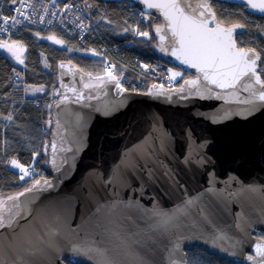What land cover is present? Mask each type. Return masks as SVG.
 <instances>
[{"label":"water","instance_id":"obj_1","mask_svg":"<svg viewBox=\"0 0 264 264\" xmlns=\"http://www.w3.org/2000/svg\"><path fill=\"white\" fill-rule=\"evenodd\" d=\"M126 1L161 19L155 35L167 58L194 77L134 91L118 87L114 73L94 77L71 61L58 62L50 177L38 179L56 186L19 197L21 216L12 228L0 229V264H78L77 245L99 248L116 264H188L194 247L253 264L247 257L264 244L257 235L264 231V102L245 104L254 98L239 85L204 81L171 55L177 45L163 13L141 0ZM198 76L199 85L176 91ZM158 213L171 222L161 225Z\"/></svg>","mask_w":264,"mask_h":264},{"label":"trees","instance_id":"obj_2","mask_svg":"<svg viewBox=\"0 0 264 264\" xmlns=\"http://www.w3.org/2000/svg\"><path fill=\"white\" fill-rule=\"evenodd\" d=\"M81 4L84 16L97 27V37H87L82 44L78 37H70L57 29L30 26L22 28L7 41L19 38L25 42L24 66L18 67L10 57L0 52V200L32 186L41 177H50V117L52 104L60 91L58 62L71 61L94 77L108 73L105 62H111L115 75L123 80L124 88L134 91H145L157 83L172 87L194 77L182 71L183 78L170 82L163 69H154L164 64L176 67L166 52L160 50L162 44L155 35L157 26L162 25L159 17L150 15L144 22L135 12V7L126 0H82ZM212 8L217 22L225 26L237 23L245 26L243 36L236 37L238 45L255 48L264 61V17L250 14L242 4L219 0L212 4ZM48 31L59 33L69 41V45L59 47L43 39L41 35ZM138 31L149 32L150 38L137 35ZM241 39L244 43H240ZM260 67L264 68V63L260 62ZM261 76L264 79V72ZM26 83L43 85L46 91L42 95L27 96ZM9 114L13 117L11 121L6 119ZM13 159L25 165L38 161L34 163L35 173L31 178L20 180L19 170L10 163ZM257 235L264 238V231ZM187 261L188 264H197L198 261L204 264H237L198 247L187 251Z\"/></svg>","mask_w":264,"mask_h":264},{"label":"snow or ice","instance_id":"obj_3","mask_svg":"<svg viewBox=\"0 0 264 264\" xmlns=\"http://www.w3.org/2000/svg\"><path fill=\"white\" fill-rule=\"evenodd\" d=\"M17 2L18 0H11L13 6L17 5ZM141 2L145 3L148 9H159L163 13L166 27L171 31V40L177 45L171 48V55L176 57L181 64L195 68L198 73L203 74L204 81L219 88L234 89L239 85L243 91L248 92L254 98L253 100L246 99L242 101L245 104H255V101L264 102V79H261V72H264V68L258 65V62L264 63L261 54L255 48L245 49L237 46L236 37L244 34L245 26L243 24L222 26V23L217 22L216 12L212 8V4L216 3L217 0H199L196 3H189V0H162V2L141 0ZM52 5L56 7V0H52ZM242 6L248 8L250 14L252 10H257L264 17V0H261L260 3H255L253 0H244ZM32 7L31 3H24L23 0H20L19 6L14 8L17 15L11 18L0 16V25H3V27H0V32H5L9 28H16L24 22L35 24L37 21L31 20L28 13L24 11L25 8L31 9ZM70 9L71 5L66 4L64 10ZM45 12H47V7H45ZM35 14V12L32 13V15ZM51 15L56 16L57 12L52 11ZM39 22H44L43 16L39 17ZM48 23L51 24L52 21L49 20ZM80 26L82 28L86 27L82 22ZM125 31H129V29H125ZM155 31L159 34L162 29L157 26ZM136 34L150 38L149 32L146 31H138ZM47 39L53 40L56 44H64L63 40L56 39L54 36H49ZM160 40L163 42L165 36L160 35ZM240 43H244V41L241 39ZM0 50L6 51L18 63L24 64V60L20 55L24 48L18 42H0ZM160 50L162 52L168 51L163 45ZM144 67L147 68L148 66L144 65ZM169 72H171L168 77L170 82L177 77L183 78L181 72H173L171 69H169ZM109 75L111 76V73ZM111 78L116 80L119 87V80L115 76ZM245 81L248 82L245 83ZM199 83L200 77L198 76L197 79L185 81L184 85L176 91L183 92L185 86L194 88ZM257 86L259 87L257 88ZM155 87L154 85L153 88ZM32 91L40 92L43 91V88H35ZM196 93L202 95L198 88H196ZM148 94H152V89L149 90ZM157 94H164L162 86ZM6 119L11 121L13 117L9 114ZM53 150L55 151V145H53ZM36 156H39V153H36ZM36 162L38 161L34 160V163ZM10 163L12 167L19 169L21 181H26V178H31L35 173L34 167L25 168L16 159H13ZM52 163L55 165V160ZM55 186L52 181L35 180L32 186L26 188L24 192L0 200V229L12 228L17 222V217L21 216L19 197L24 196L25 193L46 191ZM9 201L13 202L12 208L7 207ZM158 215L161 216V225H167L172 220L166 214L158 213ZM217 239L223 240L224 237L219 236ZM212 247L217 248L218 251L224 254L228 253L227 249H219L215 244ZM72 252L79 258L78 264H92L97 255L102 259L96 260L95 264H116L115 260L109 257L105 251L92 246H73ZM231 254L235 255L234 252ZM257 258H260V264H264V244L257 243L254 255L248 256L247 260L256 264ZM172 264H176V262L173 261ZM197 264H204V262L198 261Z\"/></svg>","mask_w":264,"mask_h":264},{"label":"built area","instance_id":"obj_4","mask_svg":"<svg viewBox=\"0 0 264 264\" xmlns=\"http://www.w3.org/2000/svg\"><path fill=\"white\" fill-rule=\"evenodd\" d=\"M81 1L82 0H56V7H53L52 0H23L24 3H31L33 5L31 9L25 8L24 11L28 13L31 20H36L37 22L35 24L24 22L22 25H18L16 28H9L5 32H0V42L8 41L22 28L30 26L47 30L57 29L70 37H78V40L82 44L85 43V39L87 37H97V27L91 24L88 18L84 16ZM19 3L20 0H18L17 5L13 6L11 0H0V16H8L9 18H11L12 16L17 15V13L14 11V8L18 7ZM66 4L71 5L70 10H64ZM45 7H47V12H45ZM134 10L140 15V19L145 22L147 21V14L143 13L139 8L136 7L134 8ZM52 11H56L57 15L52 16ZM33 12H35L36 14L32 15ZM40 16L44 17L43 23L39 22ZM49 20L52 21L51 24L48 23ZM81 22L86 27L82 28L80 26ZM0 27H3V25H0ZM105 67L107 68L108 72L114 73V64L106 61ZM118 80L119 87L125 89L123 80L121 78H118Z\"/></svg>","mask_w":264,"mask_h":264},{"label":"rangeland","instance_id":"obj_5","mask_svg":"<svg viewBox=\"0 0 264 264\" xmlns=\"http://www.w3.org/2000/svg\"><path fill=\"white\" fill-rule=\"evenodd\" d=\"M149 16H150V15H148V19H149ZM148 19H147V20H148ZM144 22H145V21H144ZM49 36H54L56 39L63 40V41H64V44H63V45H61V44H56L53 40H49V39H47V37H49ZM41 37H42L43 39H45V40H47V41L53 43L54 45L59 46V47H65V46H68V45H69V41H68L65 37L61 36L59 33L55 32V31H48V32L45 33L44 35H41ZM13 41H16V42H18L19 44L23 45L24 50L20 53V55H21V58L24 60V64H25V57H26V44H25V42H24L23 40L19 39V38H14V39H12L9 43H12ZM0 52L3 53L4 55L10 57V58L12 59V61H13L18 67H22V66H24V64H20V63H18V62L16 61V59H15L14 57H12L10 54H8L6 51H4V50H0ZM44 65H46L45 62H44ZM154 69H157V70H158V69H163L162 72H163V73H167L168 76L171 75V72H169V69H171L173 72H181V73H182V76H183V72H182L181 69H179V68H177V67H174V66H171V65H166V64H164V65L159 66V67H156V68H154ZM17 71H18V70H16V72H17ZM19 72H20V71H19ZM180 78H181V77H177L175 80H172V81H177V80H179ZM157 84H158V83H157ZM162 85H163V84H162ZM24 86H25V93H26L27 96H37V95H42V94H44L45 91H46V87L43 86V85H36V84H29V83H26V84H24ZM35 88H43V91H40V92H34V91H32V89H35ZM26 89H27V91H26ZM22 165H24L25 168H29L30 166L33 167V166H34V163L31 164V165H25V164H22ZM18 170H19V169H18Z\"/></svg>","mask_w":264,"mask_h":264}]
</instances>
